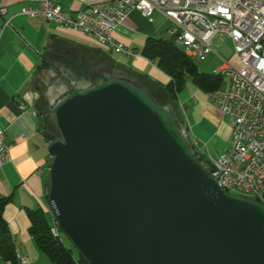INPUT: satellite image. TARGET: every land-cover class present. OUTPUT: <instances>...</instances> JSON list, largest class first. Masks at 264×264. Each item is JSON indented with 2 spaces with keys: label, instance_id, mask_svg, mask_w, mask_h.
I'll list each match as a JSON object with an SVG mask.
<instances>
[{
  "label": "water",
  "instance_id": "95a60500",
  "mask_svg": "<svg viewBox=\"0 0 264 264\" xmlns=\"http://www.w3.org/2000/svg\"><path fill=\"white\" fill-rule=\"evenodd\" d=\"M49 201L89 264H264V206L226 194L130 84L56 111Z\"/></svg>",
  "mask_w": 264,
  "mask_h": 264
},
{
  "label": "crops",
  "instance_id": "0c3cea01",
  "mask_svg": "<svg viewBox=\"0 0 264 264\" xmlns=\"http://www.w3.org/2000/svg\"><path fill=\"white\" fill-rule=\"evenodd\" d=\"M56 2L73 13L84 7L83 3L69 0ZM36 6L22 0H0V7L7 9L6 15L0 16V27L9 21L0 38V124L6 143L12 147L11 161L0 167V195L13 198L4 218L17 252L28 256L32 264H53L31 236L28 216L29 209H43L51 217L53 209L49 201L52 143L36 111L45 87V73L49 72L45 67L48 60L67 62L66 70H73V75L81 72L83 77L111 72L112 77L132 85L157 109L167 114L173 110L185 142L191 146L198 139L207 145V153L213 158L228 148L233 131L230 118L190 76L177 100H172L167 90L171 78L155 61L142 55L150 39H165L169 23L160 12L156 11L150 22L139 11H132L114 33L127 53H115L82 32L22 13L24 7ZM216 43L218 52L214 50L205 60L196 61L199 71L218 74L225 63L239 68L230 39L220 35L214 39L213 48ZM225 87L223 81L220 89ZM0 264L12 263L0 259Z\"/></svg>",
  "mask_w": 264,
  "mask_h": 264
},
{
  "label": "built area",
  "instance_id": "2783aa9c",
  "mask_svg": "<svg viewBox=\"0 0 264 264\" xmlns=\"http://www.w3.org/2000/svg\"><path fill=\"white\" fill-rule=\"evenodd\" d=\"M22 1L37 5L24 7L23 14L82 32L115 53H127L114 33L135 10L150 22L160 12L169 23L168 35L195 62L205 60L214 52V39L226 35L240 67L229 63L220 67L217 73L226 87L210 92L209 98L230 118L232 139L217 158L198 139L191 147L205 158L208 173L226 194L236 192L241 199L264 206V0H69L84 4L74 13L56 0ZM6 13L0 7V16ZM8 25L6 21L0 27V38ZM11 148L0 124V167L11 161ZM51 216L60 229L54 209ZM24 258L32 264L28 256Z\"/></svg>",
  "mask_w": 264,
  "mask_h": 264
},
{
  "label": "trees",
  "instance_id": "16d2710c",
  "mask_svg": "<svg viewBox=\"0 0 264 264\" xmlns=\"http://www.w3.org/2000/svg\"><path fill=\"white\" fill-rule=\"evenodd\" d=\"M142 55L151 61H155L158 67L171 78V82L168 85L167 90L172 100H177L178 94L184 89L187 76H190L197 85L208 93L220 89L224 81L223 76L220 74H206L200 72L196 62L188 57L185 54V51L179 48L171 37L168 39H150L143 49ZM75 73L78 74V72ZM79 73L82 74L81 72ZM79 75L78 78H82V75ZM88 80L90 81V87L86 91L100 85L116 81L109 71L93 74ZM68 83H71V81ZM75 91L83 92L77 89ZM147 102L151 104V106L157 110L173 128H176L180 134L183 135L179 119L173 110H169L168 112L175 117V123L169 121L165 115L161 113L162 110L157 109L149 101ZM36 105V111H38L40 103L38 102ZM41 112L38 111V115L41 116ZM45 136L50 143L57 141V139L47 131L45 132ZM188 148L190 152L202 163L203 167L205 164L207 165L205 158L203 156H198L189 144ZM205 169H209L208 165ZM12 199V196L0 195V259L6 263L9 262L12 264H19L17 260L18 252L16 244L10 233L8 223L4 218V211ZM28 216L30 219L29 232L31 236L35 239L39 249L47 255L53 264H89L80 253L79 257H77L74 255L72 249L66 246L61 229L60 237H54L52 235L50 218L52 219L54 216L49 217L43 209H29Z\"/></svg>",
  "mask_w": 264,
  "mask_h": 264
},
{
  "label": "rangeland",
  "instance_id": "374dc122",
  "mask_svg": "<svg viewBox=\"0 0 264 264\" xmlns=\"http://www.w3.org/2000/svg\"><path fill=\"white\" fill-rule=\"evenodd\" d=\"M163 37L165 39L170 38L167 32L164 33ZM217 47L218 46L216 43L213 48V50H215L216 52H218V50H216ZM66 65L67 62H63V61L58 62L57 60L54 59L48 60L46 62L45 67L47 68V70H49V72L47 71L48 74L45 73V78H44L45 87L39 101L40 107L38 106V111L40 112L42 111L41 118L46 131L52 134L54 138L57 139V141L62 140L61 134L57 127L56 116H55V111L57 107L61 103H63L67 98L72 96L73 91H75L76 89L85 92L90 87V85L88 84L89 76L83 77L82 75L81 76L82 78H78V74L73 75L72 73L73 70L69 71L65 69ZM108 66H109L108 68H112L111 65L108 64ZM189 78L191 79V77ZM68 80L71 81V83H68L69 82ZM161 113H163L169 121L175 123V117H173L171 114L169 115V112L167 114L165 110H162ZM204 167L207 168V165L205 164ZM230 196L239 199L242 198V196L238 195L236 192L230 193ZM62 234L66 246L72 249L75 256L79 257V252L75 248L73 243L68 239V237L63 232Z\"/></svg>",
  "mask_w": 264,
  "mask_h": 264
},
{
  "label": "bare ground",
  "instance_id": "6f19581e",
  "mask_svg": "<svg viewBox=\"0 0 264 264\" xmlns=\"http://www.w3.org/2000/svg\"><path fill=\"white\" fill-rule=\"evenodd\" d=\"M250 201V200H248ZM251 202V201H250ZM51 233L54 237H60V229L55 228L53 219L51 220ZM17 260L19 264H28V258H24V255L17 253Z\"/></svg>",
  "mask_w": 264,
  "mask_h": 264
}]
</instances>
